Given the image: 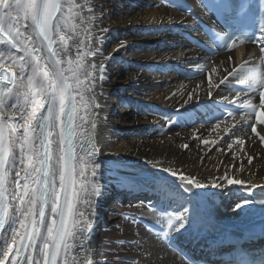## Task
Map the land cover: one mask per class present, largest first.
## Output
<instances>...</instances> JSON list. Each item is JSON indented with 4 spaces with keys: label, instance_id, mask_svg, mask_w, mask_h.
Returning a JSON list of instances; mask_svg holds the SVG:
<instances>
[{
    "label": "snow or ice",
    "instance_id": "snow-or-ice-1",
    "mask_svg": "<svg viewBox=\"0 0 264 264\" xmlns=\"http://www.w3.org/2000/svg\"><path fill=\"white\" fill-rule=\"evenodd\" d=\"M90 4L91 0L79 4L76 0H0V264H93L88 247L92 223L81 206H87L90 215L93 201L102 195L99 181L89 177H96L100 168L94 159L98 147L92 131L99 116L96 109L103 107L97 101L102 93L96 89L106 79V66L89 62V57L104 56L91 46L92 25L98 17ZM259 4L258 21L246 16L247 2L240 4L239 15L251 20L249 29L258 27L259 43L264 45V0ZM206 7L230 12L232 0H217ZM242 36L252 42L251 31ZM229 39L235 47L241 38ZM252 59L250 55L238 67L226 69L220 84L234 77L244 92L258 93V104L248 98L240 106L264 125V72L250 63ZM6 62H10L7 67ZM251 130L264 142L254 125ZM235 143L243 146L245 141L236 138ZM162 170L178 176L171 168ZM178 178L196 188L207 187L192 176L179 174ZM221 179L230 185L246 183L227 174ZM212 186L223 185L213 181ZM257 202L264 205V198L244 200L235 207ZM187 211L165 213L167 228L184 229L191 223ZM235 264L257 261L242 255ZM258 264H264V259Z\"/></svg>",
    "mask_w": 264,
    "mask_h": 264
},
{
    "label": "bare ground",
    "instance_id": "bare-ground-1",
    "mask_svg": "<svg viewBox=\"0 0 264 264\" xmlns=\"http://www.w3.org/2000/svg\"><path fill=\"white\" fill-rule=\"evenodd\" d=\"M81 2L82 0H76L78 4ZM90 6L98 17L92 25L95 31L92 32L91 46L98 47L107 57L104 59V56L99 54L89 57V62L95 61L106 66V79L99 81L102 87L96 89L97 93H102L97 96V101L103 107L96 109L99 116L94 118L96 129L92 131V137L98 147L94 159L100 168L96 177H89L99 181L102 195L93 201L90 215L87 206H81V210L85 211L86 217L92 223L88 247L93 264L97 261L98 251L93 245L95 231L99 222L107 221L109 210L104 208V202L110 194L123 197L135 195L144 192L143 186L160 183L157 187L149 189L156 190L165 201L186 203V196L191 197V210L195 211V219H198L197 223L202 229L214 226L210 220L238 218L248 208L247 205L241 209L235 207L240 202L239 194L246 193L253 186L264 185V148L260 141L238 129L235 122L221 123L219 129H216V125L191 129L172 126L162 133L159 127H163V123L155 117L145 118V115L146 109L153 107L191 112L195 103L211 97L214 86L227 74L225 70L230 71L237 59L242 57L241 53L218 58L203 77L191 80L174 77L167 74L172 65L187 60V56L192 52L183 48L182 39L172 33L176 27L189 24L187 16L162 6L157 0H91ZM97 25L99 28H107L108 31L100 32ZM156 32L158 34H155ZM118 35L127 36L126 40L115 48L107 47L111 38ZM72 43L73 41H69L70 45ZM72 51L75 53V49ZM125 55L135 63L136 70L125 76L113 74V63ZM229 57L232 59L229 60ZM8 63L10 62H6V67ZM213 68L216 72L211 71ZM16 69L19 74V69ZM112 75H115V80L111 81L109 78ZM124 88H129L134 101L138 100L137 110L134 105L119 109L109 102L111 94ZM156 89L159 90L155 91ZM127 133H133L136 137L127 140L123 137ZM230 136L233 139H229ZM236 138L243 139L244 145H237ZM204 139L215 140L217 143L205 145L202 142ZM228 143L233 144L231 149L227 148ZM185 144L188 148L184 147ZM249 158H252L251 163ZM113 166H118L123 172L112 170ZM145 168L153 170L162 178H139L137 173ZM164 168H171L178 176H192L207 187L196 188L187 185L178 176L173 177L163 171ZM225 174L246 183L227 184L221 179ZM112 177L118 179L111 183ZM213 181L223 186L213 187ZM207 199L219 203L214 206L207 201L206 204ZM185 215L188 216L187 213ZM125 240L132 239L126 237ZM145 253L148 263L181 264L170 253L149 241Z\"/></svg>",
    "mask_w": 264,
    "mask_h": 264
},
{
    "label": "rangeland",
    "instance_id": "rangeland-1",
    "mask_svg": "<svg viewBox=\"0 0 264 264\" xmlns=\"http://www.w3.org/2000/svg\"><path fill=\"white\" fill-rule=\"evenodd\" d=\"M155 34L158 33L156 32ZM126 37L127 36L118 35L115 38H111L107 47H117L122 41L126 40ZM133 70H136L135 63H133L131 59H127L126 55L115 61L111 68L113 74L119 73V75L123 76L130 74ZM114 76L115 75H112L109 80H115L113 78ZM128 89L129 88L117 90L115 93L111 94L109 96V102L116 105L119 109H125L127 107L130 108L134 105V108L137 110L138 100L134 101V98L131 97L133 94ZM158 90L159 89H156L155 91ZM147 110L145 118L148 116L149 110ZM123 137L130 140L135 138L136 135L133 133H127ZM123 137H119V139ZM112 170H116L119 173L123 172V170H121L118 166H113ZM137 175L143 180H150L153 177L154 179H159L158 177H161V175L155 173L149 168H145L142 172H138ZM117 179V177H112L110 182L112 183ZM189 197L190 196H188V198ZM207 201L208 203H212L214 206L219 203L218 201L207 199L206 204ZM141 210L142 209L134 207L118 205L108 211V214L106 215L107 221L100 222L99 225H102L101 228L97 227L95 231L96 236L94 240L97 243L98 249L96 253L97 261L95 264H152L146 262L147 255L145 252L148 239L145 233L139 226L135 225L124 216V213L126 212L143 214V211ZM122 211L124 213H122ZM126 237H129L132 240H125Z\"/></svg>",
    "mask_w": 264,
    "mask_h": 264
}]
</instances>
